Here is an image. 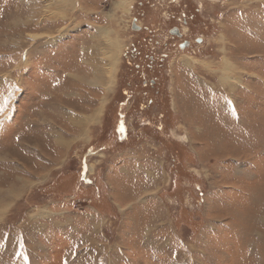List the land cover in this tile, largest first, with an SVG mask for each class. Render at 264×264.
<instances>
[{
    "label": "rangeland",
    "instance_id": "obj_1",
    "mask_svg": "<svg viewBox=\"0 0 264 264\" xmlns=\"http://www.w3.org/2000/svg\"><path fill=\"white\" fill-rule=\"evenodd\" d=\"M57 1L0 0V264H264V0Z\"/></svg>",
    "mask_w": 264,
    "mask_h": 264
},
{
    "label": "flooded vegetation",
    "instance_id": "obj_2",
    "mask_svg": "<svg viewBox=\"0 0 264 264\" xmlns=\"http://www.w3.org/2000/svg\"><path fill=\"white\" fill-rule=\"evenodd\" d=\"M142 5H144L143 2H139L138 3V7H140ZM185 23H187V22H185ZM135 29H137L138 32H141L142 30H145V32H147V34L154 36V30H151V29H149L147 27H143V29H142V27H140V26H135ZM172 31H170V33L172 34L173 37H177L179 39L182 38L183 34H182L180 28L175 27ZM151 40L152 39L149 38L147 43L150 42ZM147 43H146L145 40L143 41V43H141V40L140 41L138 40V50H135V52L131 53L129 56L126 55L125 59L133 60V58H138L137 70H138V73L144 74V76L146 74L153 75V76L163 75L162 73H163V70H164V65H165V61H166L165 58L166 57H162V58L158 59L156 51H155L156 48H154V47L150 48L149 47L150 44L148 46ZM182 45L190 46V42L187 41V40L182 41L179 44L180 48H181ZM164 56H166V55H164ZM155 78L156 79H151V80H148L149 78L144 79L142 81L143 82V86L145 88H154V87H156L157 84L160 83L161 79L159 81L158 77H155Z\"/></svg>",
    "mask_w": 264,
    "mask_h": 264
},
{
    "label": "bare ground",
    "instance_id": "obj_3",
    "mask_svg": "<svg viewBox=\"0 0 264 264\" xmlns=\"http://www.w3.org/2000/svg\"><path fill=\"white\" fill-rule=\"evenodd\" d=\"M67 4H68L67 0L61 1V2L59 0L54 3V5L61 6L62 8L63 6H67ZM108 32L109 31H106V30H101V29L99 30V37L97 38L102 39V40L98 39V41H99V45L101 46L100 48L102 52V58L105 57L106 60L104 59L100 60L102 63H105V64H103V67H100L101 70L97 69L99 71L97 80H93L92 82L94 84H101L102 86H105L106 88L111 89V87L113 86L112 81H114V75H113L114 61L116 58V52H118L120 47L115 45L114 43L115 41L112 42L113 39L111 40L110 34ZM114 54H115V58L113 59Z\"/></svg>",
    "mask_w": 264,
    "mask_h": 264
},
{
    "label": "trees",
    "instance_id": "obj_4",
    "mask_svg": "<svg viewBox=\"0 0 264 264\" xmlns=\"http://www.w3.org/2000/svg\"><path fill=\"white\" fill-rule=\"evenodd\" d=\"M117 134L119 135V132ZM120 140H121V138H120ZM98 200L101 201V202H104V201H102L103 199L101 197H98Z\"/></svg>",
    "mask_w": 264,
    "mask_h": 264
},
{
    "label": "water",
    "instance_id": "obj_5",
    "mask_svg": "<svg viewBox=\"0 0 264 264\" xmlns=\"http://www.w3.org/2000/svg\"><path fill=\"white\" fill-rule=\"evenodd\" d=\"M173 32V31H172ZM187 45H182L181 49H185Z\"/></svg>",
    "mask_w": 264,
    "mask_h": 264
}]
</instances>
